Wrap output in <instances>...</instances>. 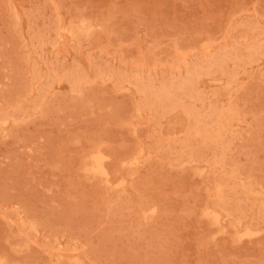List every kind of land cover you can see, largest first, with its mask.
Instances as JSON below:
<instances>
[{
	"label": "rangeland",
	"instance_id": "obj_1",
	"mask_svg": "<svg viewBox=\"0 0 264 264\" xmlns=\"http://www.w3.org/2000/svg\"><path fill=\"white\" fill-rule=\"evenodd\" d=\"M0 117V264H264V0H0Z\"/></svg>",
	"mask_w": 264,
	"mask_h": 264
},
{
	"label": "bare ground",
	"instance_id": "obj_2",
	"mask_svg": "<svg viewBox=\"0 0 264 264\" xmlns=\"http://www.w3.org/2000/svg\"><path fill=\"white\" fill-rule=\"evenodd\" d=\"M79 15V14H78ZM81 16V15H80ZM83 21H84V19H83ZM85 24V23H84ZM87 24V23H86ZM81 26V25H80ZM27 27V26H26ZM59 27V26H58ZM82 28H83V26H82ZM87 28H89V27H87ZM107 28H109V27H107ZM58 29V28H57ZM60 29V28H59ZM55 30V29H54ZM86 30H88V29H86ZM69 32V31H68ZM57 34H58V32H57ZM69 34V33H68ZM144 36H145V34H144ZM83 39H84V37H83ZM118 39V38H117ZM47 40V39H46ZM77 41V40H76ZM79 41V40H78ZM84 41V40H83ZM34 46H36V45H34ZM43 46V45H42ZM77 46V45H76ZM37 48H39V47H37ZM34 49H35V47H34ZM35 51H37V49H35ZM39 52H40V50H39ZM41 53V52H40ZM40 53H38L39 55H40ZM35 54H36V52H35ZM87 56V55H86ZM40 57H41V55H40ZM57 58V57H56ZM73 60V59H72ZM90 60V59H89ZM104 60V59H103ZM49 62V61H48ZM96 62V61H95ZM48 64V63H47ZM49 65V64H48ZM95 66V65H94ZM121 70V69H120ZM32 72H33V70H31ZM36 71V70H35ZM34 71V72H35ZM43 71V70H42ZM46 72H47V70H45ZM92 71V70H91ZM201 71V70H200ZM218 71V70H217ZM36 73V72H35ZM100 73H101V71H100ZM43 74H45V72L43 73ZM92 74V73H91ZM105 74V73H104ZM105 75H107V74H105ZM45 76V75H44ZM43 77V76H42ZM216 77H217V75H216ZM44 79H43V81L45 80V77H43ZM118 78V77H117ZM164 78V77H163ZM147 79V78H146ZM148 81H149V79H147ZM164 80V79H163ZM166 80V79H165ZM73 81V80H72ZM121 82H123L122 80H120ZM50 82V81H49ZM205 82V81H204ZM68 84H70L69 82H68ZM163 84V83H162ZM205 84H207V82H205ZM27 91V90H26ZM25 91V92H26ZM216 91V90H215ZM24 92V93H25ZM28 92V91H27ZM56 92V91H55ZM58 93V92H57ZM165 93V92H164ZM27 94V93H26ZM64 94V93H63ZM160 94V93H159ZM65 96V95H64ZM168 96V95H167ZM228 98V97H227ZM17 100V99H16ZM89 104V103H88ZM12 107H13V105H12ZM27 109V108H26ZM230 113V112H229ZM161 114V113H160ZM158 116V115H157ZM9 117H10V115H9ZM16 117V116H15ZM1 119L3 118V117H0ZM24 119H27V118H24ZM111 119V118H110ZM226 119V118H225ZM254 120H256V119H254ZM149 121V120H148ZM147 121V122H148ZM229 122V121H228ZM180 123V122H179ZM217 123V122H216ZM226 123V122H225ZM2 124V123H1ZM171 126V125H170ZM10 128V127H9ZM145 128V127H144ZM242 130V129H241ZM133 131V130H132ZM203 131V130H202ZM231 131V130H230ZM259 131H261V130H259ZM2 132V131H1ZM146 132V131H145ZM145 132H144V134H145ZM214 134V133H213ZM256 140H257V138H256ZM167 142V141H166ZM229 142H231V141H229ZM141 143V142H140ZM97 144V143H96ZM69 145V144H68ZM139 145V144H138ZM166 146V145H165ZM219 146V145H218ZM139 147V146H138ZM221 147V146H220ZM122 149V148H121ZM140 149V148H139ZM138 151V150H137ZM140 151L142 152V150L140 149ZM261 151V150H260ZM246 152V151H245ZM244 152V154L245 155H247V153H245ZM257 153V152H256ZM98 154V153H97ZM139 154V153H138ZM240 154V153H239ZM254 154V153H253ZM94 155V154H93ZM147 155V154H146ZM90 156H91V154H90ZM93 157V156H92ZM95 157V156H94ZM110 157V156H109ZM247 157V156H246ZM254 157V159H255V156H253ZM96 158H98V156H96ZM96 158H95V161H96ZM105 158H108L107 156L105 157ZM102 159H103V157H102ZM230 160H231V158H229ZM128 160V159H127ZM152 160V159H151ZM228 160V159H227ZM193 161V160H192ZM98 162V161H97ZM137 162V161H136ZM95 163V165L97 164V167H96V169L98 168V165H101V164H98V163H96V162H94ZM100 163V162H99ZM251 163V162H250ZM123 164H125V163H123ZM122 164V165H123ZM222 164V163H221ZM169 165V164H168ZM142 166V165H141ZM145 167V166H144ZM256 167V166H255ZM99 168H100V166H99ZM203 168V167H202ZM236 168V167H235ZM96 169H95V171H96ZM138 169H139V167H138ZM100 169H98V173L99 174H101L100 172H102V168H101V170L99 171ZM152 170V169H151ZM202 170V169H201ZM204 170V169H203ZM258 170H259V168H258ZM173 171H175V170H173ZM197 171H198V168H197ZM200 171V170H199ZM196 172V171H195ZM97 173V174H98ZM208 173V172H207ZM104 174V173H103ZM197 174V173H196ZM201 174V173H200ZM209 174V173H208ZM223 174V173H222ZM106 175V174H105ZM133 175V174H132ZM107 176V175H106ZM211 177V176H210ZM209 177V178H210ZM213 181V180H212ZM105 182H107L106 180H105ZM211 182V181H210ZM114 185H116V183L114 184ZM118 186V185H117ZM115 187V186H114ZM212 188V187H211ZM244 188V187H243ZM205 189V188H204ZM233 189V188H232ZM206 192L208 191V190H205ZM218 191H219V189H218ZM233 192V191H232ZM247 192V191H246ZM238 193H241V192H238ZM244 193V192H243ZM237 194V193H236ZM243 195V194H242ZM246 196V195H245ZM222 197V196H221ZM224 197V196H223ZM157 198V197H156ZM248 199H249V197H248ZM235 200V199H234ZM246 200V199H245ZM249 200H251V199H249ZM248 201V200H247ZM252 201V200H251ZM249 202V201H248ZM254 202V201H253ZM261 202V201H260ZM262 203V202H261ZM261 203H260V205H261ZM218 204V203H217ZM254 204V203H253ZM133 205V204H132ZM222 205V204H221ZM263 205V204H262ZM259 206V205H258ZM264 206V205H263ZM260 207V206H259ZM205 208V207H204ZM260 209H262L261 207H260ZM152 210H154V208L152 209ZM203 210V209H202ZM204 210H206V209H204ZM203 210V211H204ZM209 210V209H208ZM211 210V209H210ZM246 210V209H245ZM150 211V210H149ZM207 213V211H204V213L202 214V215H200V217L201 216H203L204 214H206ZM147 213V212H146ZM215 213V212H214ZM217 213V212H216ZM259 213V212H258ZM210 214H211V212H210ZM259 215V214H258ZM143 216V218H144V215H142ZM205 216H207V215H205ZM213 216V215H212ZM243 216V215H242ZM253 216V215H252ZM208 217V216H207ZM214 217V216H213ZM219 216H217V218H218ZM210 218V217H209ZM242 218H244V217H242ZM216 219V218H215ZM212 220V219H211ZM218 220V219H217ZM216 220V221H217ZM255 220V219H254ZM213 221H214V219H213ZM215 221V222H216ZM255 223V222H254ZM256 224V223H255ZM254 224V225H255ZM257 225V224H256ZM220 226V225H219ZM218 226V227H219ZM251 226V225H250ZM258 226V225H257ZM220 227H222V226H220ZM233 227V226H232ZM254 227V226H253ZM224 228V227H223ZM222 228V229H223ZM244 228V227H243ZM221 229V228H220ZM246 229V228H245ZM263 230V229H262ZM14 231V230H13ZM13 231L11 232L12 234H13ZM134 231V230H133ZM222 231V230H221ZM220 231V232H221ZM251 231H253V230H251ZM254 231H256V230H254ZM218 232V231H217ZM243 232H244V229H243ZM248 232V231H247ZM258 232V231H257ZM260 232V231H259ZM258 232V233H259ZM250 233V232H249ZM214 234V233H213ZM213 234L211 235V236H213ZM216 234V233H215ZM215 234H214V236H215ZM219 234V233H218ZM236 234V233H235ZM239 234V233H238ZM234 235V234H233ZM237 235V234H236ZM235 235V236H236ZM244 236H245V234H243ZM249 235V234H248ZM248 235H246V236H248ZM252 235V234H251ZM210 236V237H211ZM235 236H234V238H235ZM233 237V236H232ZM238 237H241V236H238ZM213 238V237H212ZM248 238V237H247ZM238 239V238H237ZM19 241V240H18ZM11 244H12V242H11ZM14 246H16V245H14ZM13 246V247H14ZM16 249V248H15ZM17 250V249H16ZM15 250V251H16ZM17 251H19V250H17ZM55 257H57V255L55 256ZM60 257V256H59ZM62 257V256H61ZM74 256H72V257H70V258H73ZM224 257V256H223ZM225 258V257H224ZM60 259V258H59ZM59 259H57V260H59ZM67 259H69V258H67ZM74 259L76 260V259H78V258H75L74 257ZM71 260V259H70ZM73 261V260H72ZM71 262V261H70ZM77 262V261H76ZM75 261H74V264H78V263H76ZM71 263H73V262H71ZM80 263V262H79ZM206 263V262H205ZM208 264V263H207Z\"/></svg>",
	"mask_w": 264,
	"mask_h": 264
}]
</instances>
